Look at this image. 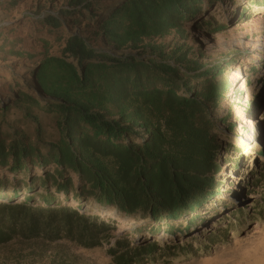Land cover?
<instances>
[{
  "label": "trees",
  "instance_id": "1",
  "mask_svg": "<svg viewBox=\"0 0 264 264\" xmlns=\"http://www.w3.org/2000/svg\"><path fill=\"white\" fill-rule=\"evenodd\" d=\"M217 5L237 21L264 0H66L0 23V247L19 238L99 248L124 221L137 224L132 242L122 235L107 253L144 264L204 230L243 93L230 77L237 54L204 63L164 40L188 24L221 29ZM20 31L40 50L12 36ZM39 115L52 117L55 139Z\"/></svg>",
  "mask_w": 264,
  "mask_h": 264
},
{
  "label": "rangeland",
  "instance_id": "2",
  "mask_svg": "<svg viewBox=\"0 0 264 264\" xmlns=\"http://www.w3.org/2000/svg\"><path fill=\"white\" fill-rule=\"evenodd\" d=\"M11 1L14 0H0V4ZM16 1L15 9L0 10V23L7 21L8 24L21 14H33L38 10L55 11L66 0ZM229 5L213 7L211 22L223 24L221 29L212 31L188 24L183 27V37L172 33L164 40H174L192 48L204 63L237 54L230 77L243 93L235 97L236 111L231 121L234 129L224 142L221 161L214 173L219 183L218 195L208 207L217 209L209 211L204 230L191 229L185 241L174 244L179 246L174 252L167 253L159 245L144 264H264V9L253 13L249 19L236 21ZM14 35L22 36L27 50H40L41 43L26 32ZM99 49L108 50L104 46ZM56 50V47L50 48V51ZM254 66L256 68L246 77V72ZM14 70L23 79L29 66L19 63ZM4 82L0 80V84ZM39 118L45 137L55 139L52 117L39 115ZM114 227L109 233L110 245L94 249H85L66 240L50 243L41 239L14 238L0 247V264H115L107 253L108 248L121 243L122 235L132 242L131 234L134 237L137 224L118 221Z\"/></svg>",
  "mask_w": 264,
  "mask_h": 264
},
{
  "label": "bare ground",
  "instance_id": "3",
  "mask_svg": "<svg viewBox=\"0 0 264 264\" xmlns=\"http://www.w3.org/2000/svg\"><path fill=\"white\" fill-rule=\"evenodd\" d=\"M254 136L256 137V136H257V134H254Z\"/></svg>",
  "mask_w": 264,
  "mask_h": 264
}]
</instances>
